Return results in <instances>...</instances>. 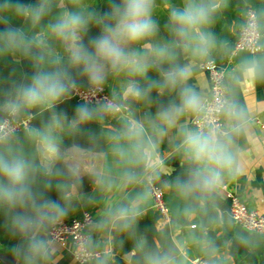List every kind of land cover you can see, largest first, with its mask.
<instances>
[{
    "label": "clouds",
    "instance_id": "obj_1",
    "mask_svg": "<svg viewBox=\"0 0 264 264\" xmlns=\"http://www.w3.org/2000/svg\"><path fill=\"white\" fill-rule=\"evenodd\" d=\"M79 3V0H73ZM154 0H119L112 3L111 11L103 17L84 11H63L47 30L37 34L32 40H26L23 32L10 27L0 33L6 49H22L33 54L37 71L31 82L16 89L14 98L0 107L11 117L35 108L52 113L44 133H35L39 137L42 153L49 163L38 166L35 159L15 148L12 144L14 130L0 123V207L14 212L12 217L16 230L27 239L24 249H14L21 256L24 264H49L55 256L56 240L50 230L56 228L68 215L67 190L79 182L82 172L81 161L87 154L86 149L74 145L72 151L80 159L66 162L67 176L73 181L71 185L57 184L61 192L58 202L46 198L43 193L34 190L37 177L43 167V175L51 177L64 175L54 170L52 161L63 160L55 131L63 129L67 117L55 111L57 105L70 98L78 89L73 72L86 77L90 86L103 91L101 87L110 74L127 72L131 76L145 81L141 84L131 80L124 88V96L137 101L150 102L153 90L157 95L165 92H177L179 103L161 106L150 120L153 133L157 139L145 131L140 121L129 120L119 134L125 145L114 149L120 157H127V163L133 167L143 165L155 170L158 160H153L159 137L167 136L173 128L181 133L182 139L178 150L187 165L184 177H177L174 185L179 194L193 206V212L199 206L205 212L218 213V197L225 190L229 181L248 176L253 164L249 163L247 154L239 146L241 137L251 139L254 123L249 108L242 106L237 99L239 89L250 90L253 85H264V47L255 41L258 39L260 25L250 21V52L242 58L228 82L222 85L214 100L209 103L203 91L191 86L188 81L192 76L193 65L179 62L178 49L181 45L153 47L150 55H137L129 51L128 45L154 36L158 31L152 19ZM217 5L212 0H185L183 7L171 11L173 32L184 41L183 51L190 52L193 58L206 61L210 58L215 44V36L208 27L212 24ZM42 7H33L12 0H0V21L8 22V17H19L30 21L33 26L39 23L43 15ZM99 26L101 35L86 45L84 38L91 27ZM56 41L63 49L64 56L52 46ZM259 53V54H257ZM167 65L164 68L163 65ZM156 69L159 79L148 78L150 69ZM101 110L106 113L120 111V105L112 101L105 102ZM196 115L194 128L188 127V121L181 123L184 116ZM96 110L87 103L76 108L75 118L69 127L78 129L82 124L94 120ZM163 129V131H162ZM259 154L255 157L260 162ZM126 180H136L134 171H126ZM44 188L52 189L51 180L44 182ZM20 209L21 211H15ZM120 222L122 229L131 228L141 213L133 205H119L110 213ZM214 226H234L235 221L228 216L218 215L213 218ZM248 235L237 233V239L246 247H254L255 230L249 228ZM264 235V233H261ZM85 247H94L91 240L84 242ZM52 264H55L53 261ZM141 264H177V253L173 247H146L141 256Z\"/></svg>",
    "mask_w": 264,
    "mask_h": 264
},
{
    "label": "crops",
    "instance_id": "obj_2",
    "mask_svg": "<svg viewBox=\"0 0 264 264\" xmlns=\"http://www.w3.org/2000/svg\"><path fill=\"white\" fill-rule=\"evenodd\" d=\"M157 1L159 3L157 4L158 7H155V10L158 13H152V19L158 26L157 33L150 38L128 46L129 51L135 52L137 55H150L153 47L166 44L171 45L174 41L177 42L171 21L172 10L169 9L180 3L177 0ZM240 1L246 7H252L257 12L262 34L260 44L261 47H264V0ZM42 2L32 0L30 5L41 7ZM99 17H101V14ZM159 17L161 18L159 19ZM218 24V43L214 45L210 58H213L225 68V83H227L230 74L233 73L240 60L248 57L250 54L243 51L232 52L230 35L233 33V29L227 27L222 18H219ZM34 27L30 21L24 20L19 30L23 32L26 40L30 41L37 35L34 32ZM8 28L6 23L0 21V33L5 32ZM87 33L84 38L86 45H89L91 40L101 35V32L98 35L95 34V36L94 34L90 36L89 31ZM50 43L61 56H64L63 49L58 42L50 41ZM183 44H180L182 64L190 63L193 65L192 76L188 83L195 87L197 91L202 90L203 94L207 97L208 79L206 74L197 67V63L201 60L193 58L190 52L183 51ZM10 51L12 60L16 61L22 69V76L15 82L0 86V107L9 99L14 98L16 89L19 86L30 83L32 76L37 71L33 59V54L37 51L35 45L32 46L28 54H25L22 49H10ZM73 76L81 79L86 85L89 84L86 77L80 76L76 72H73ZM139 78L131 76L125 71L120 74H110L103 85L106 86L114 101L117 100L121 103L127 100L135 101V99L124 96V88L129 81L138 80ZM237 99L242 106L249 108L253 114L254 123L250 134L251 139L246 140L241 137L238 141L239 146L245 150L249 163L253 164V167L250 170L251 174L248 176H242L237 180L229 181L226 189L233 191L249 208L254 209L260 215H264V132H262L259 126V123L264 121V85H253L250 90L239 89ZM173 102L179 103L178 93L168 92L167 103ZM101 108L100 106L92 109L96 110L97 116L107 117L109 114L103 112ZM0 111L5 114V111ZM155 114L148 116L143 109L136 108L131 111L129 116L116 115L112 117L109 115V118L103 125L105 137L103 150L99 153L87 152L81 161V176L85 174L94 175L95 180L93 185L83 194H79L75 187L69 188L67 193V206L69 207L67 217H80L84 212L91 213L93 217V224L88 230V240L92 241L94 247H88V249L100 253L99 258L93 264H114L117 254L113 252L111 245V231L115 221L110 214L111 210L122 204H135L141 215L154 213L151 209L149 195L146 189L139 183L140 175L149 168L143 165L135 167L129 165L127 157H120L115 153L114 149L125 145L126 142L119 139V134L127 126L129 120L142 122L145 131L152 135L153 139H157L150 125V120L155 118ZM194 116L186 115L181 118V123L188 121L185 131L190 127L191 119ZM59 130L57 129L56 131ZM181 139V133L177 129L168 130L167 136L159 137L157 148L154 150L153 160L159 161L155 168L157 170V179L159 184L165 189L164 200L169 210L168 223L158 218L154 213L157 216L155 227L156 229H161L164 226H169L172 229L174 243L180 256L188 264H206L202 254L206 243H204L202 237L206 232L210 231L215 236H220L222 240V245L213 250V257L224 264H234L233 259L228 254V247L231 241L237 238V233L243 235H248L249 233L239 228L236 224L234 226H214L212 222L214 217L218 215L228 217L224 192L218 197V213H213L211 210L205 212L199 206L193 212V206L179 194L174 182L177 177H184L187 167L182 159L181 152L178 150ZM70 149L72 147L61 151L65 154V158L62 160L65 165L66 162L71 163L74 159H80L76 153L69 151ZM37 150L41 165H47L49 159L46 154L42 153L40 144L37 145ZM257 154L261 157L260 162L255 161ZM55 161L51 162L52 165ZM126 171L135 172V182L129 183L126 180ZM190 225H194L195 227L190 228ZM254 239L256 240L255 246L248 247V249L254 255L256 264H264V235L255 233ZM73 251V245L69 241H66L64 244L56 243L55 256L51 258L49 264H52L53 261L55 264H77L72 257ZM132 254L133 252H130L121 257L123 264H131L130 257ZM2 258L11 259L14 261V264H18L12 246L0 244V264H5ZM194 260H198V262H194Z\"/></svg>",
    "mask_w": 264,
    "mask_h": 264
},
{
    "label": "trees",
    "instance_id": "obj_3",
    "mask_svg": "<svg viewBox=\"0 0 264 264\" xmlns=\"http://www.w3.org/2000/svg\"><path fill=\"white\" fill-rule=\"evenodd\" d=\"M32 0H12V3H20L24 5H30ZM61 0H43L41 7L43 8V15L38 24L34 27V32L40 34L44 32L50 23H54L57 19L58 4ZM119 0H93V8L97 12L103 3L106 9L110 12L112 3H118ZM217 10L214 13L212 24L208 27V31H211L215 36V44L218 43V31H219V18H222L227 27L233 29V33L230 35V40H235V36L238 29L243 24L245 9L247 8L240 0H216ZM97 16V15H96ZM24 19L19 17H8L7 26L19 29L22 26ZM214 44V45H215ZM179 52V62L182 63L181 49ZM10 49H6L2 40H0V86L3 84H9L19 80L22 76V69L20 65L12 60ZM167 68V65H163ZM148 78L159 79V73L156 69H150L147 73ZM77 80L78 86L81 88L86 87V83L79 78ZM141 84L145 81L139 78ZM167 94L158 96L156 91L151 93V101H125L120 102L115 100L116 103L126 105L130 111L136 108L143 109L148 116L155 114L161 106H167ZM81 102L76 101L73 98H68L65 101L59 103L55 111L59 114H63L67 117L64 123L63 129L55 131L56 142L61 151H65L69 147L78 145L81 149L88 150L90 153H99L104 148L105 137L103 125L109 118L104 116H95L94 120L82 124L78 129L69 127V122L75 118L76 108L81 105ZM31 114L30 123L28 128L22 130L13 135L12 144L15 148L21 150L25 156L35 159L38 166L41 165L39 161V155L37 145L40 144L39 137L35 133H44L49 122L51 121L52 113L47 110L39 108L28 110L21 116ZM4 116L0 111V119ZM54 170H59L64 175H54L46 177L43 175V167L37 177V182L34 186V190L38 193H43L46 198L57 200L64 203V200H60L61 192L57 189V184L71 185L73 181L67 176L66 165L62 160H56L52 165ZM51 180L52 189L47 190L44 188V182ZM95 176L92 174H85L80 177L78 183L75 184V188L79 194L87 192L93 185ZM70 188V187H69ZM69 189L67 190L68 193ZM66 193V194H67ZM15 211H21L16 209ZM13 211H10L4 207H0V244L4 246H12L14 249H24L27 246V239L24 235L19 234L13 225L12 217ZM68 216V215H67ZM157 216L154 213H147L139 215L131 228L122 229L120 222L114 221L113 229L111 231V245L112 250L116 253L114 264H123L121 257L125 254L133 252L130 257L131 264H141V256L146 247H173L177 253V264H188L181 256L172 238V229L169 226H164L161 229H156L155 223ZM204 243H206L205 249L202 252L203 258L206 264H224L213 257V250L222 245L220 236H215L212 232L208 231L202 237ZM228 254L233 259L234 264H256L254 255L249 251L248 247L242 244L237 238L231 241L228 247ZM15 256L18 264H24L21 256Z\"/></svg>",
    "mask_w": 264,
    "mask_h": 264
},
{
    "label": "built area",
    "instance_id": "obj_4",
    "mask_svg": "<svg viewBox=\"0 0 264 264\" xmlns=\"http://www.w3.org/2000/svg\"><path fill=\"white\" fill-rule=\"evenodd\" d=\"M243 24L238 29L236 38L232 43V52L243 51L250 54L253 49H250V35L248 31V25L250 21H258L259 17L257 12L252 7H247L244 13ZM260 25V23H259ZM261 29L259 31L258 39L255 41L259 46L261 40ZM258 54V53H257ZM197 67L200 71L206 74L208 79V94L207 99L211 103L216 94L219 93L222 85L225 84L226 70L213 58H209L206 61H199ZM103 91H99L97 88L90 86L89 84L81 88L78 86L76 92L72 94L70 98L75 99L82 104L87 103L90 108L102 107L105 102L112 101L116 103L105 85L101 86ZM118 104V103H116ZM120 105V111L108 113L114 117L116 115L129 116L131 111L128 106ZM31 114L19 115L17 117H11L6 112L0 119V123L7 125L13 129V135L28 128L30 123ZM196 115L191 119L190 127L196 126ZM259 126L264 132V121L259 123ZM139 183L146 189L149 198L151 200L152 211L165 222H169V210L165 203V189L159 184L157 179V170L147 169L139 177ZM224 200L226 201V209L228 216L235 221V224L247 231L249 228L254 229L256 234L264 233V215H260L254 209L249 208L242 199L237 197L233 191L225 188ZM93 224V217L91 213L84 212L80 217H66L55 229L50 230L52 236L55 238L56 243L64 244L66 241L71 242L74 251L72 257L77 264H93V262L99 258L100 253L94 252L84 246V242L89 239L88 230ZM194 225H190V228H194ZM248 232V231H247ZM198 262V260H194Z\"/></svg>",
    "mask_w": 264,
    "mask_h": 264
},
{
    "label": "rangeland",
    "instance_id": "obj_5",
    "mask_svg": "<svg viewBox=\"0 0 264 264\" xmlns=\"http://www.w3.org/2000/svg\"><path fill=\"white\" fill-rule=\"evenodd\" d=\"M43 0H39V2L41 3ZM180 4L179 5H175V6H172L169 10H173L174 8H181L183 7V4L185 2V0H177ZM181 1V2H180ZM183 1V2H182ZM159 2L157 0H154V7H153V11L152 13L153 14H157L158 12L155 10V7H158L157 4ZM177 4V3H175ZM36 7V6H35ZM58 10H57V18L58 16L65 10L67 11H84V12H92V13H95L97 15V17H99V15L101 14V17L104 16L105 13H108L109 11L106 9V7L104 6V4L102 3L99 10L96 12L93 8V0H79V3H73V0H61V2H59L58 4ZM168 10V11H169ZM161 17H159L160 19ZM47 29V28H46ZM101 32V29L99 26H94V27H91L89 29V33H90V36L92 34H99ZM88 34V33H87ZM132 44H136V43H132ZM130 44V45H132ZM128 45V46H130Z\"/></svg>",
    "mask_w": 264,
    "mask_h": 264
},
{
    "label": "water",
    "instance_id": "obj_6",
    "mask_svg": "<svg viewBox=\"0 0 264 264\" xmlns=\"http://www.w3.org/2000/svg\"><path fill=\"white\" fill-rule=\"evenodd\" d=\"M212 2H213L214 4L217 5L216 0H212ZM176 39H177V42H178L179 44H183V43H184V41L182 40V38L179 37L178 35H176ZM17 232H18V231H17ZM18 233H19V234H22V233H20V232H18ZM22 235H23V234H22ZM2 261H3L5 264H14V261H12L11 259L2 258Z\"/></svg>",
    "mask_w": 264,
    "mask_h": 264
}]
</instances>
